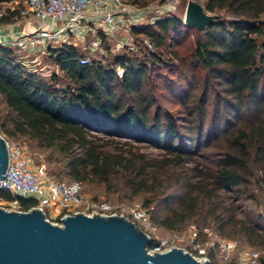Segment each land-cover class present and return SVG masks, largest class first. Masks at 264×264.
Listing matches in <instances>:
<instances>
[{
    "label": "trees",
    "instance_id": "obj_1",
    "mask_svg": "<svg viewBox=\"0 0 264 264\" xmlns=\"http://www.w3.org/2000/svg\"><path fill=\"white\" fill-rule=\"evenodd\" d=\"M14 1L15 9L0 24L19 19L23 0ZM126 1L143 6L158 0ZM202 6L213 16L203 31L176 16L133 26L132 33L146 38L153 51L143 60L124 53L113 67L96 60L81 64L83 52L61 44L46 54L62 76L45 77L0 43V99L6 110L1 130L50 149L63 164L58 175L147 193L148 206L163 198L168 214L151 211L153 224L174 230L190 221L198 227L212 223L221 236L264 248V215L238 204L252 184L264 191V0H203ZM192 32L189 67L177 46ZM168 55L180 63V74L189 75L190 93L200 89L197 111L188 100L181 103L186 126L155 102L152 91L154 66H170L163 58ZM140 143L163 153L151 156L136 146ZM189 163L187 172H177ZM11 199L0 190V200ZM34 205L19 199L22 211Z\"/></svg>",
    "mask_w": 264,
    "mask_h": 264
},
{
    "label": "built area",
    "instance_id": "obj_2",
    "mask_svg": "<svg viewBox=\"0 0 264 264\" xmlns=\"http://www.w3.org/2000/svg\"><path fill=\"white\" fill-rule=\"evenodd\" d=\"M14 3V0L0 2V18L13 12ZM165 5L160 2L157 5L158 10L165 9ZM152 11L154 7L152 9L151 5L140 8L126 0H23L18 17L35 19L37 26L31 32L4 36L0 43L13 48L18 55L17 61L21 64L25 57L46 54L53 43L73 44L82 50L83 55L79 62L85 64L90 61L88 54L102 50L100 34L109 39L123 33L124 41L121 42L130 45L135 38L131 28L140 26V21ZM160 16V14L153 16L152 21L161 18ZM5 141L9 163L0 179V190L7 192L12 199L0 202H4L9 208L22 211L19 199H32L35 205L27 211L40 209L48 221L60 226L62 219L75 213L87 216H123L143 230L150 242L155 241L151 248L147 246L148 253H161L176 247L151 236L155 235L157 228L146 211L121 202L112 204L104 199L88 197L84 194L82 182L55 179L42 167L32 164L25 146L10 143L6 139ZM44 206H48L47 211L43 209ZM204 232L209 234L207 228ZM191 245L192 249L182 248L183 251L200 261L215 264L196 235L191 237ZM210 248L219 259V264H232L229 263L232 261L231 255L237 251L234 242L220 239L211 242ZM239 255L243 264H264L260 252L254 249L244 248L239 251Z\"/></svg>",
    "mask_w": 264,
    "mask_h": 264
},
{
    "label": "rangeland",
    "instance_id": "obj_3",
    "mask_svg": "<svg viewBox=\"0 0 264 264\" xmlns=\"http://www.w3.org/2000/svg\"><path fill=\"white\" fill-rule=\"evenodd\" d=\"M188 0H158L154 2H150L146 5L139 6L140 8L151 5L152 9L154 7V11L144 17V20L140 21V25H147L153 23V16L157 14L161 15L160 17L166 16H176L181 22L184 24V16L186 11ZM199 3H203V0H196ZM160 2H163L165 5V9L159 11V6H157ZM16 2L13 4L16 6ZM1 6V5H0ZM138 6V5H137ZM159 12V13H158ZM167 13V14H166ZM123 33H119L118 36L114 38L105 39V42L102 46V50L100 52H96L93 54H88L89 60L100 61L103 64H109L113 67L114 60L117 56H120L124 53H128L130 56L136 57L138 60H143L144 54L147 52H152L153 47L147 41L146 38L142 36H135L133 42L130 45L123 44L121 41H124ZM195 38L194 32L189 34L181 41V43L177 46L178 50H180V54L184 57V62L190 67V49L192 46L193 39ZM61 45V43H53L51 46L53 48H57ZM165 61H168L170 66L167 68L160 67L159 65L154 66L155 71L152 73L151 79V87L154 92L155 102L161 105L162 109L166 111H170L175 119L180 120L186 126L187 123L182 121L185 118L184 110L181 108V103L186 100L189 101L190 107L194 108V112L199 109L198 98L200 95V89H198L195 93H190L192 88V81L188 77L189 75L186 73L180 74L178 72V63L176 60L172 59L169 55L163 56ZM23 65L27 69L36 70L42 76L48 77L52 72H57L59 76H62L60 72L57 71L56 66L50 62L48 55H40V56H28L22 59ZM118 73H122L119 67L116 68ZM199 69H195L198 71ZM159 72L160 74H157ZM194 73V70H193ZM189 94H193L189 96ZM195 94V95H194ZM210 113V110H209ZM6 110L3 102L0 99V135L4 137L10 143H19L25 146L27 150V156L30 158L32 164L36 167H42L50 176L54 177L57 180H61L64 182H72L70 178L65 176L64 174H59L60 170L63 169V164L55 159L54 153L50 149H46L38 146L35 142L27 140L26 138H12L6 136L2 132V120L5 117ZM211 116V115H209ZM180 131H185V128H180ZM138 146L141 151L149 153L151 156L159 157L163 153V150L158 149L154 146L148 145L147 143H140ZM193 164H185L184 168L180 171L185 173L190 168H192ZM83 191L84 194L88 197H94L98 199H104L106 201L111 202L112 204H116L118 202L124 203L127 206L136 207L141 210L146 211L148 215H151V211L155 215H159L161 217L166 216L168 214L167 208L164 206V199L161 198L159 202H154L150 206L146 205L147 202L152 200L151 195L147 193H142L139 195H135L133 191L129 188L119 187L118 189L108 188L104 184L99 182L93 183H83ZM239 206L243 211L253 212L255 214L264 215V191L255 188L252 184L246 192L244 193L241 200L238 202ZM0 207L5 210H13L5 205L4 202H0ZM43 209L45 211L48 210V206H44ZM157 230L155 235H152L157 240H164L172 246L186 248L188 250L192 249L191 245V237H196L202 241L205 252L211 255V260L215 262V264H219V259L215 256L213 250L210 248L211 242H215L216 240L225 239L231 242H234L237 246V251L233 252L231 255L232 261L229 263L232 264H243L241 262V258L239 255V251L244 248L254 249L260 252L261 257L264 258V248L261 247H252L248 246L244 239L238 237L235 239H230L218 234L215 229L214 224L205 225L198 227L195 222H188L184 225L178 227L174 230H169L163 226H160L158 223L155 224ZM207 228L209 234L204 232V229ZM221 263V262H220ZM223 264V263H222Z\"/></svg>",
    "mask_w": 264,
    "mask_h": 264
},
{
    "label": "water",
    "instance_id": "obj_4",
    "mask_svg": "<svg viewBox=\"0 0 264 264\" xmlns=\"http://www.w3.org/2000/svg\"><path fill=\"white\" fill-rule=\"evenodd\" d=\"M213 16L201 3L188 0L184 24L203 31ZM9 163L0 135V179ZM148 235L123 216L75 213L51 223L40 209L0 207V264H210L180 247L150 254Z\"/></svg>",
    "mask_w": 264,
    "mask_h": 264
},
{
    "label": "crops",
    "instance_id": "obj_5",
    "mask_svg": "<svg viewBox=\"0 0 264 264\" xmlns=\"http://www.w3.org/2000/svg\"><path fill=\"white\" fill-rule=\"evenodd\" d=\"M37 26V21L32 18H19L12 23L0 24V42L4 36H15L31 32ZM78 47V46H77ZM80 49V47H78ZM82 52V50L80 49Z\"/></svg>",
    "mask_w": 264,
    "mask_h": 264
}]
</instances>
